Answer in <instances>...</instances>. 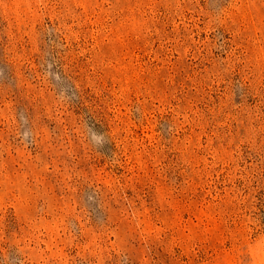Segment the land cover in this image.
Wrapping results in <instances>:
<instances>
[{
	"label": "rangeland",
	"instance_id": "374dc122",
	"mask_svg": "<svg viewBox=\"0 0 264 264\" xmlns=\"http://www.w3.org/2000/svg\"><path fill=\"white\" fill-rule=\"evenodd\" d=\"M0 264H264V0H0Z\"/></svg>",
	"mask_w": 264,
	"mask_h": 264
}]
</instances>
